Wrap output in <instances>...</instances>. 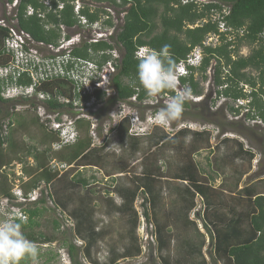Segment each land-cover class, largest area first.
Listing matches in <instances>:
<instances>
[{
	"label": "trees",
	"instance_id": "obj_1",
	"mask_svg": "<svg viewBox=\"0 0 264 264\" xmlns=\"http://www.w3.org/2000/svg\"><path fill=\"white\" fill-rule=\"evenodd\" d=\"M73 1L75 0H68V3L67 0L64 1V9L58 13V18L53 15L47 16L48 22L53 23V27L47 30L35 15L27 16L28 7L40 8L37 0H19L14 9L16 26L35 42L57 47L61 38L60 26L70 28L75 23L72 6L69 4ZM80 1L89 11L91 5L95 7L93 14H89L87 9L82 11V15L90 22L98 19L100 14H106L98 7L104 2L122 9L125 14L122 25L111 37L112 44L102 41L92 44L85 42L82 43L83 48L74 49L72 55L90 59L89 50L94 53L110 49L113 44L116 48L119 45L120 63L113 78L115 98L125 102L136 96L135 100L139 103L145 101L148 95L138 82L132 86L138 63L134 55L137 48L148 47L150 50L159 51L164 45H168L177 65L194 47L202 46L207 35L217 33V23L211 20V11L219 13L220 3L230 6L224 22L233 29L243 28V37L237 38L234 44L223 41L215 48H203L200 66L196 69L188 68L189 74L180 77L179 83L181 86L187 84L191 88L192 96H200L202 89L194 75L205 77L210 63L214 61L213 87L220 88L216 92V97L221 96L230 100L249 97L250 112L246 113L245 117L251 120L259 118L264 123V46L260 39L264 31V0H217L216 4L206 5L201 10L193 3L181 5L180 0H92L93 4H88L85 0ZM12 2L13 0H0V3L4 4ZM107 23L111 24L110 21ZM8 37V28L0 25V67H7L13 59L12 53L7 52L5 46ZM241 46L249 48L247 56L238 54ZM101 59L105 61L108 57ZM248 71L257 72V76H252ZM7 79L6 82L0 79V106L18 101V98H3L5 88L32 85L27 73H21L16 80L11 76ZM245 85L250 88L249 94L243 92ZM34 87L33 96L22 95L19 96V100L30 102L37 99L38 93H43L49 95V98L40 102L48 109L72 108L71 105L58 103L61 97L72 100L75 96L72 82L67 79L41 82ZM96 93L98 100H101L102 92ZM160 94L175 95L173 90L169 89L163 90ZM84 100L88 98L85 97ZM32 108H36L35 105H32ZM240 109L242 107L234 109L228 106V110L237 115ZM11 116L9 112L4 113V117ZM125 120L127 119H122L123 122L115 131L120 144L129 139L130 150L140 151L144 158L148 157L149 149L147 152L140 147L142 138L128 137V124L124 122ZM38 121L39 119H30L27 122L19 115L14 121L10 120L6 124L0 122V198L14 199L12 187L15 174L7 172L13 162L22 164V173L26 180H22L23 176L20 178V189L25 198L41 184L48 190L46 196L44 191L41 192L42 197L35 201L33 208L25 210L28 215L26 221L16 220L21 223L22 231L29 240L41 244L53 242L54 238L33 233V229L39 226L37 219L47 211L44 205L49 200L54 208L52 212L62 211L61 213H65L74 223L73 237L82 242L81 246H77L75 243L64 241L70 264H82L83 261L88 264H119L120 261L137 258L141 254V247L137 236L138 216L134 210V201L136 195L141 193L146 195L145 202L149 203L150 210L153 211L151 219L155 227L156 252L161 263L207 264L203 254L206 238L200 233L197 224L189 218L190 212L196 207L195 199L199 198L203 206V225L212 243L211 264H264V179L238 189L243 176L250 169L254 154L248 150L244 151L243 144L236 139L225 136L220 142L225 149L220 152L219 144L210 152L208 166L215 175L221 177L220 184L215 187L212 183L213 178L205 176L194 160V156L201 150L210 148L209 131H192L184 128L171 137L158 136L153 144L155 154L151 156L154 162L166 159L163 152H172L173 156H170L179 162L174 160L172 163L169 157L166 172L162 173L160 166L156 164L145 166L146 161H143L142 175L136 181L130 180V185H114L106 190V197L101 198L105 204V214L109 216L110 211H113L125 218L126 231L119 237L121 239L125 237L128 242L123 243L120 249L114 244H109L107 258L99 261L98 244L111 237V232L98 228L95 222L96 208L92 206L96 194L89 180L78 168L92 166L91 156L97 154L95 155L97 158L102 154L107 141L99 148H92L91 139L87 137L89 122L80 118L74 124L77 132L82 131L85 136L81 138L77 133L72 142L61 144L59 132L49 127L47 122L45 125ZM55 122L59 123V120L56 119ZM30 126L40 130L39 137L36 139V136H28L34 143L32 146L20 144L15 139V134L18 129L24 130ZM55 145L58 147H54ZM23 158H30L32 164ZM238 159L247 160L249 169L241 170L242 166L235 164ZM51 160L74 168L59 175L58 171L50 168ZM74 172H76L74 175H70ZM115 172L124 174L126 167L115 168ZM9 175L13 176V179H10ZM164 187L170 199L167 204H162L161 209V204L158 203ZM111 194L120 198L122 203L114 205V200L109 198ZM155 210L159 212L158 216L155 215ZM53 224L57 230L59 224L56 221H53ZM173 236L179 240V247L176 249L175 258L172 259L168 254ZM31 259L33 258L27 257L19 264H29Z\"/></svg>",
	"mask_w": 264,
	"mask_h": 264
},
{
	"label": "rangeland",
	"instance_id": "obj_2",
	"mask_svg": "<svg viewBox=\"0 0 264 264\" xmlns=\"http://www.w3.org/2000/svg\"><path fill=\"white\" fill-rule=\"evenodd\" d=\"M4 3H0V19L9 21V23H15V21H12L14 20L13 15H15L16 17L14 11L15 6H5ZM98 7L104 10L105 6L100 5ZM110 9L114 12V16L116 18H119L118 26L114 30L115 33L117 29L122 25V18L124 15H121L123 11L116 12L115 10L118 11V9H116L112 5H110ZM197 9L201 10L202 8L197 7ZM195 26H197V24ZM78 32L79 29L74 28L64 31V33H66L69 37H75ZM85 42H88V39H85L84 43ZM217 46H220V44ZM77 47L78 45L74 46L73 49ZM80 47L83 48V44L80 45ZM115 48L116 46L115 44H113L109 51ZM41 53L43 56H47L46 49H42ZM238 54L240 56H247L249 54V48L246 46H241ZM104 57H108L109 59L110 56L105 55ZM101 60L102 59H100L99 62ZM214 65L215 62L212 61L210 63V67L205 73V77L202 78L198 74L194 75L195 80L199 82V85L202 89V94L200 96H190V98L185 102L184 112L181 118L178 121L174 122L171 126L158 125L155 122V116L159 109L165 105L166 101L172 95L169 94L163 97L162 94H159L155 98L148 96L145 101L141 103L137 102L134 99H130L125 102L118 101L115 98V90L113 87V78L115 75L111 80V86H108L104 93L102 92L101 100H97L98 103H95L90 109L85 106L84 110H79L78 106H73V100L62 97L59 98L58 103L71 105V109L67 107L50 110L42 102H40V97V99H33L30 102H24L22 100H19V97H16L18 98V101H14L11 103L9 102L0 106V122H4L3 124H6L10 120L14 121L15 117L20 115L27 122H29L30 119H39L38 123H44L45 125L47 122V125L51 128H54L58 124H60L58 125L59 127L61 125L67 126V128L63 131L64 135H66L68 134L67 130L70 128H72L71 131L73 132L77 131L74 123L76 120L81 118L84 121L89 122V132L87 137L91 139L92 148H99L107 141V145L102 154H99L97 158L95 156L97 154L91 156L90 159H92L93 161L92 166L89 165L78 168L81 174L89 180L92 188H94L96 199H94L95 202L92 204V206L96 208L95 222L97 223L98 228H104L106 230L108 229V231L111 232V237L106 238L105 241L98 244L97 258L99 261H104L107 258L109 244H114L116 245L115 247L120 249L123 243L126 244L128 242L125 237H123V239L119 237L120 234L124 235V232L126 231L125 227L127 226L124 225L125 218L117 215L113 211H110L109 216L105 214V204L102 202L101 198L106 197V190L110 186L114 185H130V180L136 181V179L141 177L142 175V168L144 164L143 161H146L145 166H154L155 164L160 166V170L162 173L166 172L169 157V160L172 161V163L174 162V160L177 163L179 162V160L174 159L170 156H173L172 152L170 153L163 151V155L166 159H161L158 162H154V159H152L151 156L155 154L154 152L156 150H154L153 144L158 136L164 138L171 137L176 132L184 128H188L192 131H209L211 134L209 141L210 148L201 150L197 155L194 156V160L197 164H199V167L203 170L205 176L213 178L212 183L213 185H215V187L218 186L215 183V180L219 176L215 175L211 171V167L208 166L210 161H207V159L211 158L210 152L213 151V148L220 144V142L222 141L221 139L224 136L237 139V141L241 142L244 147L249 148L250 151L256 156V159L250 162V169L248 168L249 164L247 160L239 159L240 163H235L239 167L240 165L242 166L241 170H251L252 166L255 165L254 174L250 175L249 177L247 176L241 182V186H245L252 180L257 178L264 179V125L255 123V121H252L251 119H247L245 117L244 110H241L238 115L230 112L228 110V106L230 105L234 108V102L230 99H224L221 96L216 97V92L217 90H220V88L213 87L212 67ZM248 72L252 76H257V72ZM7 74L9 75V73ZM181 87L189 86L185 84ZM173 92L175 93V90H173ZM32 105H35L36 108H32ZM6 112L11 113L12 116L4 117V113ZM125 118L127 120H125L124 122L128 124V137L142 138V140L140 141V147L143 148V150L146 149L147 152L150 151L148 157L144 158V155L140 151L130 150L129 148L131 141L129 139H126L125 143L120 144L115 131L117 126H119L120 123L123 122L122 119ZM56 119L59 120V123L55 122ZM14 127L16 128V124L14 125ZM78 134L81 138L85 136L82 131H79ZM29 135L32 137L36 136L37 139V137H39L40 135V130L35 126H30L28 127V129L26 128L24 130L18 129L17 133L15 134V139L20 144L23 143L24 145L32 146L34 145V143L28 139ZM140 135L143 137H139ZM54 147L58 146L55 145ZM224 149V146L220 144V152H222ZM23 159L26 162L29 161V164H32V160L30 158ZM49 166L53 171H58L59 175L63 174L64 172H69L74 168L72 166L60 164L56 160H51ZM121 166L126 167V173L117 174L115 172V168H119ZM7 172L15 174V181L13 182L12 187L13 194L14 192H16L17 188L20 189V178L23 176L22 180H26L22 173V164L13 162L11 167L7 169ZM75 173L76 172L71 173L70 175H74ZM9 177L10 179H13V176L9 175ZM42 191H44V193L45 191L48 192L45 185L43 184H41L35 190V193L33 195L31 194L32 192L27 195L31 197L26 202H22V199L17 200L18 197L15 194H13V200L0 198V222H3L6 219L21 220V218L15 215L18 212H21L23 215H25V219L21 221H26L28 215L26 214L25 210L34 207L35 201H38L42 197V195H40V192ZM162 197L160 198V201L158 203L159 205L161 204V209L163 207L162 204H167L170 199V195L165 187L162 191ZM109 198L114 200V205L116 204L118 206L122 203L121 199L114 194L109 195ZM142 198L143 196L141 193H138L136 195L134 208H138ZM201 203L202 202L200 200L195 199L196 205H199ZM44 206L47 211H45L42 216L37 219L39 226L33 229V233L34 235L41 234L48 238L54 239L53 242L49 244L35 243L38 248V255L35 258L31 259L29 264H70L67 254V248L64 244V241H67V243H75L77 246L82 243L78 240H75L76 238L73 237L74 223L67 218V215L65 213H61L62 211L60 212L56 210L55 212H52L51 210L54 208L53 205H50V202L46 201V204ZM38 207H40V204L38 205ZM138 210H141V207H139ZM158 213L159 212L155 210L156 216H158ZM149 214L152 218V209L149 210ZM53 221H56L59 224L57 230L54 228ZM197 228L200 231V228L198 226ZM202 230L203 232L200 231V233L204 234L205 238L207 237L205 239V247L203 248L204 258L207 264H211L212 243L209 239V233L205 230L204 225L202 227ZM139 234L141 237L142 235L140 231ZM178 244L179 240H177L176 237L173 236V241L170 245V252L168 254L172 259L175 258L176 249L177 247H179ZM140 247L141 254L139 257L120 261L119 264H162L159 259V255L152 244H148L147 242H144L142 240ZM50 258L52 259L49 260ZM82 264L88 263L83 261Z\"/></svg>",
	"mask_w": 264,
	"mask_h": 264
},
{
	"label": "built area",
	"instance_id": "obj_3",
	"mask_svg": "<svg viewBox=\"0 0 264 264\" xmlns=\"http://www.w3.org/2000/svg\"><path fill=\"white\" fill-rule=\"evenodd\" d=\"M64 1L65 0H37V4L40 8L35 9L28 7L27 16L35 15L39 20H41L44 28L48 30L53 27V23L48 22L47 16L53 15L58 18V13L64 8ZM18 2L19 0H13L12 4L4 5L15 6V9ZM180 3L181 5L193 3L196 7L203 8L209 4H216L217 0H180ZM70 4L73 6L75 18L77 19V26H73L69 29H79V32L75 35V37H69L66 33H64L65 30L69 29L60 26L61 38L57 47L44 46L42 43L35 42L28 34L20 31L16 26L15 15H13L14 20L11 19L12 21H15V23H9V21L0 19V25L7 27L9 30V37L5 40L6 50L13 55V59L7 67H0V79L5 82L8 81L7 78L9 76L7 73H9L13 80H16L21 73H27L32 80V85H30L27 89H23V91L21 88L24 87L5 88L2 93L3 98L8 99L17 97L18 95L30 96L32 88L34 89V86L39 85L41 82L65 78L72 82V88L75 93L74 98H72L74 102L73 106H78L79 110H84L85 106L90 109L95 103H98L99 100L96 96L97 91L104 93L106 88L111 86V80L117 73L120 63V52L118 48H115L112 51H99L97 53H93L89 50L92 60L76 57L72 55V51L74 50L73 47L76 45H78V47L75 49H79L85 39H88L87 43H97L102 41L112 44L111 37L113 36L114 30L118 26L119 18L114 16V12L111 11L110 5H108L104 7L106 14H100L98 16V20L91 23L85 16L80 14L83 9L80 0H75L70 2ZM90 7L89 13H93V9L95 7ZM220 7L221 10L219 13L218 11L212 10L211 13L213 14L210 15L211 20L216 21L217 23V33L209 34L203 41L202 46L194 47L186 58L177 64L176 70L179 78L189 74L188 68L198 67L201 64L202 48H215L223 41L232 42L234 44L237 38L243 37V28L233 29L228 27L224 22V17L229 14L230 6L220 3ZM124 14V12L121 13L122 16ZM108 21H110L111 24H108ZM260 39L264 46V31L261 33ZM42 49L47 50V56L42 55ZM145 51H147L145 48L138 49L135 53L136 58H138L140 54ZM105 55L110 57L100 65L98 62ZM243 92L245 94H249L250 88L246 85L243 86ZM167 95L168 94H163V97ZM85 97H87L88 100H84ZM38 98L43 100L45 98H49V96L43 93H38ZM135 98L136 96L132 99L135 100ZM232 101L234 102V109L242 107L240 111L244 110V114L250 112L248 108V104L250 103L249 97ZM252 121L264 125L259 118H255ZM58 125H56L53 130L58 131L61 138H65L66 136L63 133L64 130H62V127H59ZM65 141L66 139H64V142ZM34 193L35 190L31 194L33 195ZM13 194L18 197V199L16 198L17 200L22 199V202H26L31 197L28 196L25 198L19 188H17L16 192ZM44 194L47 195V192L45 191ZM142 196L143 198L138 206V208L141 207V210H138L136 207L134 208L138 216L137 235L139 243L141 244V241L143 240L148 244H152L156 249L155 227L149 214L150 206L149 203L145 202L147 199L146 195ZM197 199L200 200L199 198ZM47 201L50 202L49 200ZM201 205L202 204L196 205V207L190 212L189 218L194 221L200 228V231L203 232V206ZM15 215L21 218V220L25 219V215L21 212H18ZM139 231L141 232V237ZM81 245L82 243L79 246Z\"/></svg>",
	"mask_w": 264,
	"mask_h": 264
},
{
	"label": "clouds",
	"instance_id": "obj_4",
	"mask_svg": "<svg viewBox=\"0 0 264 264\" xmlns=\"http://www.w3.org/2000/svg\"><path fill=\"white\" fill-rule=\"evenodd\" d=\"M85 1L88 4L94 3L92 0ZM102 5L108 6L111 4L104 2ZM82 8L80 12L81 15L82 11L87 9L85 6H82ZM72 12L75 19L73 26H77V19L75 18L73 6ZM120 12H122V10ZM90 59L92 60V57ZM137 82L143 87L146 94L153 98L157 97L165 89L175 90V95L171 96L166 101L165 105L156 113L155 122L158 125L171 126L181 118L184 112L185 102L191 96V88L180 86L176 62L172 58L168 45H164L159 51L147 50L140 54L136 66V78L132 81V86H135ZM28 87L30 86H25L21 89L23 91V89H27ZM33 93L34 89L32 88L30 96H33ZM19 96L21 97L22 95H18L17 97ZM67 131L70 136L75 134V132L71 131V128ZM37 255L38 248L33 241L29 240L24 235L21 223L17 222L15 219H6L0 222V264H19L21 260L27 257L35 258Z\"/></svg>",
	"mask_w": 264,
	"mask_h": 264
},
{
	"label": "crops",
	"instance_id": "obj_5",
	"mask_svg": "<svg viewBox=\"0 0 264 264\" xmlns=\"http://www.w3.org/2000/svg\"><path fill=\"white\" fill-rule=\"evenodd\" d=\"M113 7H115L116 9H118V11L115 10L116 12H120V11L122 10V9L116 7V6H113ZM122 11H123V10H122ZM124 13H125V12H124ZM117 46H118V50H119V52H120V56H121L120 46H119V45H117ZM227 137H228V136H227ZM228 138H231V137H228ZM236 140H237V139H236ZM238 142H239V141H238ZM240 143H241V142H240ZM243 150H244V151H245V150H248L249 152H251L250 149L247 148V147H244ZM251 153H252V152H251ZM252 154H253V153H252ZM255 159H256V156L254 155L253 160H255ZM240 160H241V159H240ZM236 162L240 163L239 159H238ZM255 163H256V162H255ZM254 171H255V165L252 166V169L249 170L248 173L245 174V175L243 176L241 182H242L247 176L249 177L250 175H253V174H254ZM218 176H219V175H218ZM258 180H262V178L254 179V180H252L249 184H247V185H245V186H248V185H251V184H253V183H256ZM220 182H221V177L219 176V177H217V179L215 180V183H216L217 185H219ZM215 183H214V184H215ZM214 186H215V185H214ZM242 187H244V186H241V183H240L238 189H241Z\"/></svg>",
	"mask_w": 264,
	"mask_h": 264
},
{
	"label": "bare ground",
	"instance_id": "obj_6",
	"mask_svg": "<svg viewBox=\"0 0 264 264\" xmlns=\"http://www.w3.org/2000/svg\"><path fill=\"white\" fill-rule=\"evenodd\" d=\"M82 6H83V3H82ZM92 7H93V5H91ZM88 8H89V6H88ZM94 10V9H93ZM104 15V14H103ZM67 29H69V28H67ZM116 33V32H115ZM114 33V34H115ZM112 41V40H111ZM99 42H101V41H99ZM84 43V42H83ZM87 43V42H86ZM92 44V43H91ZM200 47V46H199ZM140 48H145V49H147V50H150L148 47H140ZM140 48H137V50L138 49H140ZM201 49V48H200ZM110 49H106L105 51H109ZM113 49H111V51H112ZM137 50L135 51V53L137 52ZM94 53H97V52H94ZM135 55V54H134ZM105 58V57H104ZM135 58H136V56H135ZM138 59V58H137ZM106 61V60H105ZM102 62H104V61H100V62H98L100 65H101V63ZM177 66V65H176ZM200 66V65H199ZM198 66V67H199ZM198 67H190V68H194V69H196V68H198ZM188 71H189V69H188ZM8 76H10V74L8 75ZM185 76H187V75H185ZM185 76H181V77H185ZM9 86V85H8ZM30 86V85H29ZM7 87V86H6ZM10 88V87H9ZM61 127H62V130H65L66 128H67V126H64V125H61ZM66 137L65 138H61V136L59 135V137H60V140H61V144H65V143H68V142H72L73 140H74V138H76L77 137V131L75 132V134L73 135V136H70V134H69V132H68V134H66L65 135ZM64 139H66V141L64 142Z\"/></svg>",
	"mask_w": 264,
	"mask_h": 264
}]
</instances>
